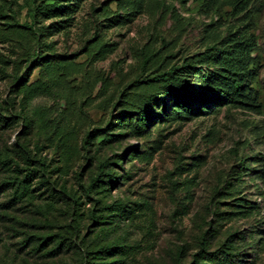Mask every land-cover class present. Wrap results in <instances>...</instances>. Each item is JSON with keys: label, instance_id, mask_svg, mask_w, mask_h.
Segmentation results:
<instances>
[{"label": "rangeland", "instance_id": "obj_1", "mask_svg": "<svg viewBox=\"0 0 264 264\" xmlns=\"http://www.w3.org/2000/svg\"><path fill=\"white\" fill-rule=\"evenodd\" d=\"M0 264H264V0H0Z\"/></svg>", "mask_w": 264, "mask_h": 264}, {"label": "trees", "instance_id": "obj_2", "mask_svg": "<svg viewBox=\"0 0 264 264\" xmlns=\"http://www.w3.org/2000/svg\"><path fill=\"white\" fill-rule=\"evenodd\" d=\"M27 27H28V28H31V27H29V26H27ZM150 59H151V55L147 56V57L144 59V64H146L147 62H149ZM174 69H175V67H172L170 70H168V71H164V72L160 73L159 75H157V76H158L157 78H163V79H165V80H168V79L171 77V74H172L171 71H174ZM146 80H148V79H146ZM146 80H145V81H146ZM216 97L218 98V100H219V99L221 100V99L223 98V95H222V94H218ZM204 100H208V99H207V98L202 99V101H204ZM92 134H93V133L89 132V133L86 135V143H89V139H90V137H91ZM102 169H103V166H102ZM102 172H103V170H102Z\"/></svg>", "mask_w": 264, "mask_h": 264}]
</instances>
